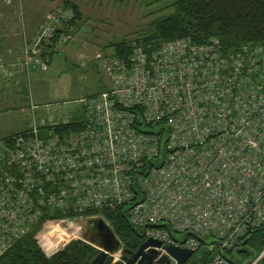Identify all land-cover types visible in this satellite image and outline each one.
<instances>
[{
  "label": "built area",
  "instance_id": "1",
  "mask_svg": "<svg viewBox=\"0 0 264 264\" xmlns=\"http://www.w3.org/2000/svg\"><path fill=\"white\" fill-rule=\"evenodd\" d=\"M71 14L57 6L24 36L26 66L48 67L39 43ZM70 35L60 32L58 42ZM93 59L106 82L80 99L78 111L0 137V261L33 229L50 255L81 238L78 220L99 215L87 210L128 206L143 239L161 241L144 247L155 249L151 264H180L169 243L191 249L183 264H232L224 253L233 257L263 228L248 263L257 264L264 255V45L226 49L217 37L187 35L156 48L136 44L126 55L96 51ZM185 232L183 240L173 236ZM203 246L206 258L193 260ZM123 252L121 242L113 260Z\"/></svg>",
  "mask_w": 264,
  "mask_h": 264
},
{
  "label": "rangeland",
  "instance_id": "2",
  "mask_svg": "<svg viewBox=\"0 0 264 264\" xmlns=\"http://www.w3.org/2000/svg\"><path fill=\"white\" fill-rule=\"evenodd\" d=\"M75 1L81 10L80 18L71 27L70 37L57 42L46 69L24 63L7 64V58L0 61V136L26 128L32 120H60L78 111L80 99L96 93L106 82L93 59L94 53L111 52L110 43L134 39L146 31L153 19L172 10L171 0ZM60 3V0H10V3L0 0V11L5 12L0 14V53L3 56L8 53V44L17 48L22 28L37 25ZM183 234L176 233L179 237Z\"/></svg>",
  "mask_w": 264,
  "mask_h": 264
},
{
  "label": "trees",
  "instance_id": "3",
  "mask_svg": "<svg viewBox=\"0 0 264 264\" xmlns=\"http://www.w3.org/2000/svg\"><path fill=\"white\" fill-rule=\"evenodd\" d=\"M60 1V5L69 7L72 14L56 28L55 35L39 43L40 54L48 57V63L58 46L57 35L60 32L71 33V27L81 15L75 0ZM170 4L172 10L153 19L146 31L139 36L110 43L112 53L119 56L129 54L136 44H148L151 48H156L164 40L187 35L198 41L212 36L217 37L226 49H236L243 44L264 45V0H171ZM65 126L73 128L75 123L69 122ZM17 131L4 133L1 136ZM95 212L109 223L124 247L135 250L143 240L141 228L130 223L122 208L86 211V213ZM70 213L72 212L66 214ZM61 214L56 212L52 216ZM262 231L263 228L255 229L246 240V243L255 250H259L263 245ZM33 232L34 229L15 241L1 260L7 258L10 264H93L92 258L98 251L93 244L80 238L71 239L62 248L48 255L41 243L33 237ZM204 252L207 251L201 252L199 260L206 258ZM243 255L245 257L247 253Z\"/></svg>",
  "mask_w": 264,
  "mask_h": 264
},
{
  "label": "water",
  "instance_id": "4",
  "mask_svg": "<svg viewBox=\"0 0 264 264\" xmlns=\"http://www.w3.org/2000/svg\"><path fill=\"white\" fill-rule=\"evenodd\" d=\"M128 206H124L122 208V212L126 210ZM153 225H163L166 224L164 222H156L152 223ZM76 232L81 236V238L94 246L98 247L97 253L92 258L93 264H151L153 255L155 254V249H151V252L144 251V247L148 244H156L159 245L161 241L156 238L147 237L143 239L138 247L135 250L124 247V252L120 259L114 261L113 253L116 251L118 246L121 244V240L115 234L112 227L109 223L100 215L93 217H86L83 219L82 223H80ZM144 226L141 228V235L143 236ZM187 232L183 234V237L177 236L173 233V236L176 238L183 240L184 236ZM199 236V235H198ZM205 242H213L218 240H214L213 238H203L199 236ZM247 238L243 241L241 246H238L233 249V257H229L228 254L224 253L232 263L234 264H248L258 253V250L253 249L248 244H246ZM167 250L172 253L180 264H183L184 261L188 258V256L192 253L191 249L174 245L172 243L164 244ZM211 245L209 246V248ZM206 248L203 246L193 257V260H196L200 257L201 252ZM238 251H246L248 253L245 259H242ZM141 256L137 262L135 260L138 256ZM264 261V255L261 257L259 261ZM258 261V262H259ZM0 264H10V261L5 258L0 261ZM258 264V263H257ZM264 264V263H263Z\"/></svg>",
  "mask_w": 264,
  "mask_h": 264
},
{
  "label": "crops",
  "instance_id": "5",
  "mask_svg": "<svg viewBox=\"0 0 264 264\" xmlns=\"http://www.w3.org/2000/svg\"><path fill=\"white\" fill-rule=\"evenodd\" d=\"M5 1H7L8 3H10V0L8 1V0H5ZM12 1V0H11ZM59 6H60V4H58ZM57 5V6H58ZM53 9H51L50 10V12L52 11ZM49 12V13H50ZM3 14V13H5V12H3V10H1L0 11V14ZM48 15V14H47ZM45 18V17H44ZM43 18V19H44ZM42 19V20H43ZM42 20H40L39 22H38V24L42 21ZM38 24L37 25H35V26H28V27H24V28H22V30H21V33L19 32V37H18V41H17V48H16V46H12L11 44H8V47H7V49H8V53L6 54V55H2L1 53H0V61H2V59L4 60V59H6L7 61H6V63L8 64V63H12V64H16V65H19V64H21V63H23L22 61L23 60H21L22 59V47H23V39H24V36L25 37H32L33 35H34V33L36 32V30H37V26H38Z\"/></svg>",
  "mask_w": 264,
  "mask_h": 264
},
{
  "label": "bare ground",
  "instance_id": "6",
  "mask_svg": "<svg viewBox=\"0 0 264 264\" xmlns=\"http://www.w3.org/2000/svg\"><path fill=\"white\" fill-rule=\"evenodd\" d=\"M56 228H59V229H61V228H60V227H58V226H57ZM61 232H62V231H61Z\"/></svg>",
  "mask_w": 264,
  "mask_h": 264
}]
</instances>
